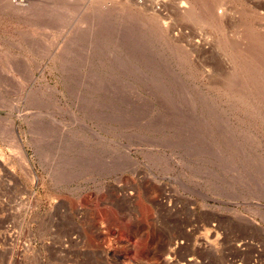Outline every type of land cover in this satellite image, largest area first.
<instances>
[{
	"label": "rangeland",
	"instance_id": "374dc122",
	"mask_svg": "<svg viewBox=\"0 0 264 264\" xmlns=\"http://www.w3.org/2000/svg\"><path fill=\"white\" fill-rule=\"evenodd\" d=\"M7 228L0 264H264V0H0Z\"/></svg>",
	"mask_w": 264,
	"mask_h": 264
},
{
	"label": "built area",
	"instance_id": "2783aa9c",
	"mask_svg": "<svg viewBox=\"0 0 264 264\" xmlns=\"http://www.w3.org/2000/svg\"><path fill=\"white\" fill-rule=\"evenodd\" d=\"M12 230L13 229H11V228H7V231H12ZM7 233L4 232V234H7L8 239H6V240L0 239V246H2L1 248H11L14 246V239L10 238V233L12 234V232H7Z\"/></svg>",
	"mask_w": 264,
	"mask_h": 264
},
{
	"label": "bare ground",
	"instance_id": "6f19581e",
	"mask_svg": "<svg viewBox=\"0 0 264 264\" xmlns=\"http://www.w3.org/2000/svg\"><path fill=\"white\" fill-rule=\"evenodd\" d=\"M181 6H183V4H181ZM183 7H185V6H183ZM19 139V138H18ZM17 147H18V145H17ZM21 149H19V151H20ZM24 150V149H23ZM25 151V150H24ZM24 155V154H23ZM11 232V231H10ZM16 237V236H15Z\"/></svg>",
	"mask_w": 264,
	"mask_h": 264
}]
</instances>
